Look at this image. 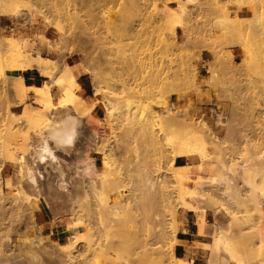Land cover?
Instances as JSON below:
<instances>
[{"label":"rangeland","instance_id":"1","mask_svg":"<svg viewBox=\"0 0 264 264\" xmlns=\"http://www.w3.org/2000/svg\"><path fill=\"white\" fill-rule=\"evenodd\" d=\"M3 2L18 13L14 18L0 11V264H68L60 245L73 238L70 208L78 209L76 217L86 214L89 197L72 192V182L74 174L93 176L87 156L93 159L89 167L102 168L94 196L104 208L121 203L128 212L111 231L113 217L101 213L106 230L100 239L109 253L92 264H183L168 228L177 233V219L187 210L198 220L203 210L218 218L208 227L212 241L218 239L214 227L225 234L223 264H264V0ZM243 6L252 20H240ZM256 16L259 26L253 24ZM36 54L49 63L51 76L40 73L41 85L50 86L49 110L19 88V76H6ZM68 56L69 64L87 63L93 83L82 95L76 82L78 111L61 105V83L72 69L82 72L66 66ZM147 111L157 115L153 124L145 120ZM66 114L79 121L75 140L64 149L48 141L55 160L41 161L36 151L46 134L42 117L52 124ZM174 148L178 156L171 154ZM104 154L112 155L105 166ZM20 156L35 186L17 174ZM180 157L187 163L176 167ZM222 162L233 180L226 195L227 184L213 182ZM142 168L160 169L172 189L168 202L143 195ZM116 172L123 176L121 187L111 182ZM129 198L135 201L131 208L124 202ZM161 227L168 234L161 236ZM83 248L78 244L73 255Z\"/></svg>","mask_w":264,"mask_h":264},{"label":"bare ground","instance_id":"2","mask_svg":"<svg viewBox=\"0 0 264 264\" xmlns=\"http://www.w3.org/2000/svg\"><path fill=\"white\" fill-rule=\"evenodd\" d=\"M1 10L9 11V12H11L13 14L14 18L17 17V13H18L17 11L18 10H16L15 8L10 7L8 4L3 2V0H0V11ZM251 11H254V9L251 10ZM240 20L247 22L248 20L250 21L252 19L248 17V18H240ZM259 23H260L259 22V17L256 16V18L254 19V23L253 24L259 26L260 25ZM256 31H258V30H256ZM10 43L12 45H13V43L15 44V42L12 43L11 41H10ZM26 70H34L36 72L41 73L46 78L51 76L49 63H48L47 59L39 56L38 54H36L34 56H26L24 59L21 60L20 71H26ZM79 73H80L79 71L72 69L70 75L66 79V82H64V83L62 82L61 83V87H62V101H61V105L63 107H66V108L67 107H69V108L71 107L72 109H74V111L77 110L79 108L78 105H80V99L74 92L75 91L74 90L75 89V85H76V76ZM18 79H19L18 80L19 81V88L21 90H24V91H30L33 94V96H34L35 101H37L45 109L49 110V108L51 107L50 86L48 84L49 82L48 83L46 82V84H44V85H42L40 87H26L24 85V83H23L22 77L19 76ZM93 94L94 95H99L100 91L98 89H95ZM23 96H24V94H23ZM81 104H82V102H81ZM78 110H80V108ZM84 112H86V111H84ZM147 112H148L147 113L148 116L145 117L146 118L145 120H146V122L149 121L151 124H153L154 119L157 117V115L154 112H151V111L150 112L147 111ZM87 113H89V112H87ZM168 115H169V117H171L170 114H168ZM69 117L70 116H68V114H66V117H65L64 121L62 120L61 122L58 121V123L55 122V123H52V124L49 123V120L45 116L42 117V123L46 126V134H45V136L40 138V142H39L40 143V147H39L40 150L38 149V151H36V154L41 158V161L46 156L50 157L51 161L55 160L54 157L52 156L53 155L51 153L52 151L49 148L48 141H51L55 145L56 148L64 149L67 145L72 144L73 140H75V137H76V124H77L78 120L76 121L75 119H72V118H69ZM147 119H148V121H147ZM170 120L172 121V117H171ZM143 123H144V121H143ZM172 123H174V122H170V125H172ZM145 124L142 125L143 128H144ZM149 124L147 123L146 126L151 127L150 126L151 124L150 125ZM203 126L205 127V125H203ZM171 128H173V127H171ZM144 129H147V127L144 128ZM150 131L149 132L145 131V132H146V134L148 132V134L151 136ZM188 131H190V132H188L187 134L191 135L192 130L189 129ZM153 135H154V131H153ZM188 135H187V137H188ZM154 139H156V138H154ZM133 145H134V148H136L135 141H134ZM126 154H127V152H126ZM171 154L173 156H178V154H179L178 149H176V148L172 149L171 150ZM187 154L190 155V152H188ZM112 155L114 156V153ZM112 155H110V157ZM102 157H103L102 164H103V166H105L109 162L108 160H110L109 159L110 158L109 154H104ZM47 159L45 161H47ZM86 160L87 161H86L85 167H87L88 170H91L90 172L92 173L93 176L91 178L87 179V178H85V174H81V173L74 174V176H73L74 180L72 182V192H75L78 195L80 193V196H81L82 199H85L86 196L89 197V204L86 206L87 210L85 212L86 214L84 215L85 220H84V217H81V216L76 217L79 214V213L76 212L78 209L75 210V208H72L71 207L72 204H71L70 205V207H71L70 211H71V214H72V220H71V224L68 227V229H69V231H73L74 232L72 234L73 238L71 239V238L68 237L66 239L65 244L60 245V250L65 254V258H66L65 262H67L68 264H92L93 262H97L99 260L101 261V258L106 253H109L108 249L105 247L103 241L100 239L101 233H104L103 229H105L104 228L105 226H103L104 225V221L102 219V216H101L102 214L101 213L103 211H107V213L113 217L112 221H110L108 223V226H110V230L109 231L112 230L111 225H113L116 220H119V218L123 215V213H128V212L125 211V207L121 206V203L120 204L119 203H113L112 205L108 206L107 208H104L103 205H102L101 198L100 197L98 198V197L94 196L99 191V189L96 186V181H97L96 178L98 177V175H100L102 173V170H101L102 168L101 167L100 168H96L94 165H93V167H89L88 164L90 162H93V159L91 157L87 156ZM136 161L137 160H135L134 163ZM18 163H19V167H18V173L17 174L22 176V179H23V175L25 174V176H27L25 178L28 179L27 182L30 183V185L31 184L34 185L36 179L34 180V175L31 173L32 170H31L30 166H28L25 163L24 158L22 156L19 157V162ZM224 165H223V162H222V164L218 165V170L219 171L218 170L217 171L219 172V176H218L217 179H214L213 182H215L217 184H220V185L222 183L224 185V187H225V185L227 183L229 184L233 180L230 178V174H228V173H231V170L228 167H225ZM131 167H133V166H131ZM243 167H245V166H243ZM56 169H57L60 177L62 178L63 177L62 170L60 169V167H57ZM227 171H229V172L227 173ZM160 173H161L160 169H158V168L156 170H153L152 172H149L146 168L140 169L138 174H139V177H140L141 191H142L144 196H148L150 194V195H153L155 197H159L162 200L168 202V199L170 198L169 196H170V194L172 192V189L165 184V181L162 179V176L160 175ZM231 175H232V173H231ZM125 176H127V175H125ZM208 178L213 179V177H208ZM23 180L25 181L26 179H23ZM123 181H124V179H123V176H122V174L120 172H116L115 175H114V179L111 180V182L113 184L118 185L119 187H121ZM173 181L178 185L179 181H178L177 177H174ZM0 184H1V182H0ZM228 184H227V187H225V190H223L224 192H222V193H225V195L227 194L226 191H229V189H230V187H228ZM59 187L61 189H64V186H63L62 183L60 184ZM73 190H75V191H73ZM122 192H123V190H122ZM78 195L75 196V197L79 198ZM70 200H72V199H70ZM86 200H88V199H86ZM78 201L79 200H77L76 202H78ZM124 202L126 203V207L128 206V208H131L134 205V203H135V201L132 198L124 200ZM71 203H72V201H71ZM204 211L205 210H203V212L201 213V219H199L200 221H199L198 230H199L200 235L201 234L202 235L206 234L205 233V227H204V221H203V217H204V214H205ZM76 213H77V215H76ZM158 222L160 224L162 223L161 220L160 221L158 220ZM113 226H115V225H113ZM170 227L171 226H169V228H168V229H170L168 231L169 234H170L169 238L175 240L176 231L171 229ZM106 228H107V226H106ZM214 228H215L214 232L216 233L215 235L218 236V239H214L212 241V243H211L210 247H211L212 253L210 255V258L208 259V264H217L218 262H220L219 253H220V250H221L222 243H224L223 240L225 239V234L220 232L218 227H214ZM165 230L166 229L164 227H161V229H160V235L161 236H164L167 233ZM107 232H108V230H107ZM94 237H97L98 240L94 241L93 240ZM78 244H84L83 252H81L82 254H80L79 256H74L72 250L77 248ZM150 246L153 247L152 245H150ZM149 250H151V249H149ZM108 261L111 264H115V261L112 260V259H108ZM56 263L57 264H64V262L59 261V260L56 261ZM123 264H132V263L131 262H125Z\"/></svg>","mask_w":264,"mask_h":264},{"label":"crops","instance_id":"3","mask_svg":"<svg viewBox=\"0 0 264 264\" xmlns=\"http://www.w3.org/2000/svg\"><path fill=\"white\" fill-rule=\"evenodd\" d=\"M249 12L248 8L243 6L238 11V15L241 16V18H245L244 14H248ZM205 54H207V51L201 52V58L203 61H205ZM70 58L72 57H67L65 61L66 66H78L82 69V72L76 76V82L83 93L82 95L85 93V88L92 91L93 83L90 72L86 70L87 63L85 61H74L72 64H69L68 60ZM11 73H6V76L8 78L21 76L26 87H40L43 85H41L44 81L41 77L42 75L34 70L12 71ZM21 107V104L17 105V108ZM186 163L187 159L184 157L175 159L176 167L184 166ZM204 221L206 223L205 232H207V234H201V236L198 230L199 220L192 211H185L184 214L180 215L177 219L178 225L175 236L176 242L173 252L176 258L181 259L184 262L183 264H208L210 250L206 246L212 241L211 234H209L211 232V228L208 226L215 224L214 222L218 221V218L216 219L215 215L207 211L204 216ZM220 256L221 258L218 264H223L222 260L224 257L222 254H220Z\"/></svg>","mask_w":264,"mask_h":264},{"label":"built area","instance_id":"4","mask_svg":"<svg viewBox=\"0 0 264 264\" xmlns=\"http://www.w3.org/2000/svg\"><path fill=\"white\" fill-rule=\"evenodd\" d=\"M9 31L13 30V26L11 25L10 27H8Z\"/></svg>","mask_w":264,"mask_h":264},{"label":"trees","instance_id":"5","mask_svg":"<svg viewBox=\"0 0 264 264\" xmlns=\"http://www.w3.org/2000/svg\"><path fill=\"white\" fill-rule=\"evenodd\" d=\"M43 79V78H42ZM44 80V79H43ZM27 82V81H26ZM37 86H40V85H37Z\"/></svg>","mask_w":264,"mask_h":264}]
</instances>
